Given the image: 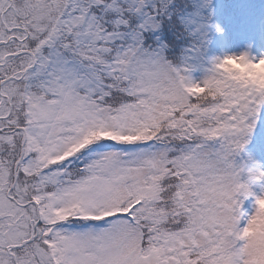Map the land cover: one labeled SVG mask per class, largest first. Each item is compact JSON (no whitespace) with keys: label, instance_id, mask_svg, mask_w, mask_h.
<instances>
[{"label":"snow or ice","instance_id":"1","mask_svg":"<svg viewBox=\"0 0 264 264\" xmlns=\"http://www.w3.org/2000/svg\"><path fill=\"white\" fill-rule=\"evenodd\" d=\"M260 120L243 0H0V264H264Z\"/></svg>","mask_w":264,"mask_h":264},{"label":"rangeland","instance_id":"2","mask_svg":"<svg viewBox=\"0 0 264 264\" xmlns=\"http://www.w3.org/2000/svg\"><path fill=\"white\" fill-rule=\"evenodd\" d=\"M262 128L264 130V125L262 126ZM257 159L260 160L261 162H264V154H261Z\"/></svg>","mask_w":264,"mask_h":264}]
</instances>
